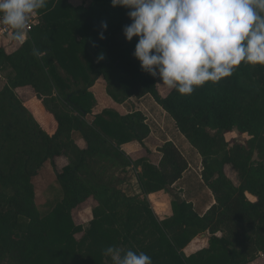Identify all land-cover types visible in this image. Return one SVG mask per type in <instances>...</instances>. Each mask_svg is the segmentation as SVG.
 <instances>
[{
    "label": "trees",
    "instance_id": "1",
    "mask_svg": "<svg viewBox=\"0 0 264 264\" xmlns=\"http://www.w3.org/2000/svg\"><path fill=\"white\" fill-rule=\"evenodd\" d=\"M86 1L48 0L24 42L11 45L12 33L0 41V264H112L108 246L143 251L153 264H249L264 256V65L242 63L190 95L162 96L132 55L137 38L123 35L128 10ZM99 79L117 104L150 96L170 116L200 157L208 200H171V215L158 219L148 195L181 181L189 162L168 139L158 162L149 160L151 127L141 111H94ZM19 88L32 91L28 105ZM232 130L244 142L230 145L224 134ZM131 141L147 155L130 157L121 146ZM59 157L65 163L56 170ZM46 162L55 179L37 205L33 179ZM128 169L136 194L123 188ZM88 199L96 203L91 218L77 224L73 211ZM202 233L206 246L186 255Z\"/></svg>",
    "mask_w": 264,
    "mask_h": 264
},
{
    "label": "clouds",
    "instance_id": "2",
    "mask_svg": "<svg viewBox=\"0 0 264 264\" xmlns=\"http://www.w3.org/2000/svg\"><path fill=\"white\" fill-rule=\"evenodd\" d=\"M127 9L123 26L142 71L181 95L229 77L242 63L264 65V0H110ZM48 0H0V25L24 42L28 23ZM106 29V22H102ZM103 39V33L100 34ZM33 56L40 55L35 47ZM103 59V56L100 57ZM112 264H153L143 251L103 250Z\"/></svg>",
    "mask_w": 264,
    "mask_h": 264
},
{
    "label": "rangeland",
    "instance_id": "3",
    "mask_svg": "<svg viewBox=\"0 0 264 264\" xmlns=\"http://www.w3.org/2000/svg\"><path fill=\"white\" fill-rule=\"evenodd\" d=\"M81 0H72L74 4L79 3ZM89 0L86 1L88 3ZM9 38L6 36L3 39H1V43L4 44V42H8ZM15 43H18L16 41H13L11 45H15ZM5 81V78L0 74V88L3 85ZM156 85L157 90L159 93L164 96L166 95L170 89L161 84L159 82V78H156ZM92 91L95 96V105H94V111H99L100 109L104 107H113L116 108L122 112L126 111H134L139 110L138 107L141 106L143 108V115L145 116L146 122L151 127V133L150 137L146 141L149 146L152 148L150 149V154H148V158L150 161L157 163L159 160V156L155 154L154 149L155 146L160 142V140L164 141L166 139L172 140L176 143V145L180 148L181 152L184 154V156L187 158L189 162L188 170L185 173L184 178L176 183L173 187H170L166 191L168 192V196L164 193L163 196L166 197V202L168 200H181L184 198H191V199H197V202L208 200V190L205 188V186L202 184L200 179V157L195 152V150L190 147V145L184 140V138L178 133L173 121L170 119L168 114L160 108L156 103H153L152 106L149 107L151 100H136L133 98L132 100L127 99L125 102H123V106L121 104H117L114 102L105 92L104 89V81L99 79L96 84L93 86ZM20 98H22L23 101L28 105V96L33 97V93L30 89H21L19 88L17 90ZM35 101V100H34ZM140 102H142L140 104ZM40 108L39 110L43 113H45L44 117H48V121H52L50 114L47 115V112L43 109L41 104L35 103ZM145 108H147L145 110ZM36 110V109H35ZM140 111V110H139ZM225 139L229 144L231 145L233 142H244L245 137L241 134H239L236 130H232L231 132L224 134ZM81 140V139H77ZM82 143L81 141H79ZM137 156V155H136ZM56 170H59L60 167L65 163L64 158H56ZM228 175L236 181V177L231 169L228 168L227 170ZM127 176L126 184H124L123 188L128 194H136L139 192V187L137 183V178L135 176V172L132 169H128L125 173ZM55 179L54 171L52 167L50 166L49 162H46L41 170L39 171V174L34 177L33 183L35 187V201L37 205H41L44 202V189L45 187L52 182ZM149 199V198H148ZM150 201V199H149ZM150 204L152 206V209H154L155 205L150 201ZM167 204V203H166ZM91 201H86L84 204H82L80 207L75 209L73 211V217L77 224H82L86 226L88 221L91 218ZM166 208H170L168 205ZM80 234H76V237L78 238ZM251 264H264V257L262 255L258 256V258L255 260V262Z\"/></svg>",
    "mask_w": 264,
    "mask_h": 264
},
{
    "label": "crops",
    "instance_id": "4",
    "mask_svg": "<svg viewBox=\"0 0 264 264\" xmlns=\"http://www.w3.org/2000/svg\"><path fill=\"white\" fill-rule=\"evenodd\" d=\"M133 98L135 97H131L129 98L130 100H132ZM136 100H151V102H149L150 104L147 105L148 107L152 106L153 103H156L150 96H145V97H142V98H135ZM142 102H140L141 104ZM157 104V103H156ZM158 105V104H157ZM121 106H123V104H121ZM159 106V105H158ZM146 106H144L145 108ZM149 107V109H150ZM160 107V106H159ZM153 108V106H152ZM161 108V107H160ZM138 109L141 111H143V108L141 106L138 107ZM147 108H145L146 110ZM141 111V112H142ZM127 112V111H126ZM170 117V116H169ZM171 119V118H170ZM172 120V119H171ZM150 137V135L147 137V139H145L144 143H145V146L148 148V151L150 154V149L152 148L151 146H149L147 144V140L148 138ZM79 141H81L82 143H80ZM163 141L160 140V142L155 146V149H154V152L155 154H157L159 157H160V154L157 150L158 146L162 143ZM76 143L80 146V147H85V143L83 142V140H76ZM175 143V142H174ZM121 148L132 158H136V157H140V156H144V155H147V152L144 148H142V146L136 142V141H131V142H128V143H125L121 146ZM137 155V156H136ZM184 176V174H183ZM179 182V181H178ZM177 182V183H178ZM176 185V183L174 184ZM173 185V186H174ZM171 186V187H173ZM166 194V196H168V192L166 190H161V191H158V192H155V193H152V194H149L148 195V198L150 199V201L152 203H154V209L155 210V214L156 216L158 217V219H164L166 217H169L171 215V206H170V200H168L166 202V197L163 196V194ZM87 201H91L92 205H95L96 203L90 199H88ZM167 203V204H166ZM170 206V208H166L167 206ZM152 207V206H151ZM154 211V210H153ZM207 244V236L206 234L202 233V234H199L197 237H195L193 240L190 241V243H188L186 245V247L183 249V252L186 254V255H189L193 252H195L196 250L206 246ZM264 257V256H262ZM255 262V261H253ZM251 262V263H253ZM249 263V264H251Z\"/></svg>",
    "mask_w": 264,
    "mask_h": 264
},
{
    "label": "built area",
    "instance_id": "5",
    "mask_svg": "<svg viewBox=\"0 0 264 264\" xmlns=\"http://www.w3.org/2000/svg\"><path fill=\"white\" fill-rule=\"evenodd\" d=\"M35 19H36V14L33 16V18L28 23V31L34 25ZM11 33H12V29L11 28H9L8 26H5V25H0V41H1V39H3L6 36L9 37ZM15 41L18 42V43H21V41H17V40H15Z\"/></svg>",
    "mask_w": 264,
    "mask_h": 264
}]
</instances>
